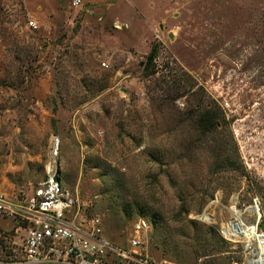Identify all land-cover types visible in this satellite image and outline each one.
Segmentation results:
<instances>
[{
	"label": "rangeland",
	"instance_id": "obj_1",
	"mask_svg": "<svg viewBox=\"0 0 264 264\" xmlns=\"http://www.w3.org/2000/svg\"><path fill=\"white\" fill-rule=\"evenodd\" d=\"M71 2L0 0V194L30 197L50 168L120 250L138 218L162 220L168 239L187 219L226 252L181 262L252 260L264 248V0ZM206 108L218 127L204 133ZM16 228L0 218V252L21 244ZM149 234L137 254L165 264Z\"/></svg>",
	"mask_w": 264,
	"mask_h": 264
},
{
	"label": "built area",
	"instance_id": "obj_2",
	"mask_svg": "<svg viewBox=\"0 0 264 264\" xmlns=\"http://www.w3.org/2000/svg\"><path fill=\"white\" fill-rule=\"evenodd\" d=\"M80 3L81 0H72L71 6L77 8ZM28 25L35 28L32 22ZM54 176L48 168L46 178L32 195L16 203L0 194V218L13 219L17 224L15 232L22 231L20 245L0 252V264H110L113 259L150 264L136 251L141 237L150 232L146 219L133 222V234L127 242L130 251L120 250L103 236L100 218L85 215L76 197Z\"/></svg>",
	"mask_w": 264,
	"mask_h": 264
},
{
	"label": "trees",
	"instance_id": "obj_3",
	"mask_svg": "<svg viewBox=\"0 0 264 264\" xmlns=\"http://www.w3.org/2000/svg\"><path fill=\"white\" fill-rule=\"evenodd\" d=\"M157 50L155 47H151L149 53L147 54L145 61L142 63L143 71L145 73L148 71L151 63L155 59ZM147 74V73H146ZM217 114L209 108H206L200 118L198 119V125L204 133L212 131L218 127L217 125ZM225 167L231 169L233 164L230 161L226 162ZM138 213L143 216H147L149 213L144 212L141 208ZM157 219V220H156ZM156 217L151 219V231L149 234L150 242L153 243L155 249H160L162 254V261L166 264H186V262H181V254L191 255L194 261L200 259V257H209L212 252L215 255L218 253L224 254L225 242L221 240L218 234L211 227H205L204 225L198 223L195 220L185 219L183 227L177 229V233L168 239L165 233L168 234L167 228L165 229L162 220ZM174 223H181V220L175 218ZM214 245H212V242ZM191 243V245H189ZM196 246V248H194ZM200 249H197V248ZM202 250L201 254H198ZM208 251V252H207ZM196 264V263H194Z\"/></svg>",
	"mask_w": 264,
	"mask_h": 264
},
{
	"label": "bare ground",
	"instance_id": "obj_4",
	"mask_svg": "<svg viewBox=\"0 0 264 264\" xmlns=\"http://www.w3.org/2000/svg\"><path fill=\"white\" fill-rule=\"evenodd\" d=\"M229 228H230L231 232H234L235 234L237 232L239 235L244 236V237L249 235L251 240L258 242L257 244L262 243L261 242V239L263 238L262 236L256 235L254 230L247 229L246 227L245 228L241 227V225L238 222L236 224L235 221H232L229 225ZM222 230L224 231L225 235L230 233V230L226 227H223ZM255 250H256V252L252 255L253 256L252 260H250L246 264H264V248L259 246Z\"/></svg>",
	"mask_w": 264,
	"mask_h": 264
},
{
	"label": "water",
	"instance_id": "obj_5",
	"mask_svg": "<svg viewBox=\"0 0 264 264\" xmlns=\"http://www.w3.org/2000/svg\"><path fill=\"white\" fill-rule=\"evenodd\" d=\"M54 180L58 181V176L57 175L54 176Z\"/></svg>",
	"mask_w": 264,
	"mask_h": 264
}]
</instances>
